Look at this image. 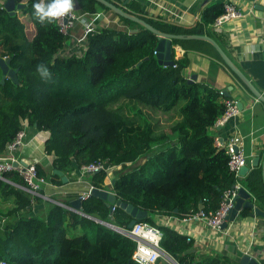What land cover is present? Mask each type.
Returning a JSON list of instances; mask_svg holds the SVG:
<instances>
[{"label":"trees","instance_id":"16d2710c","mask_svg":"<svg viewBox=\"0 0 264 264\" xmlns=\"http://www.w3.org/2000/svg\"><path fill=\"white\" fill-rule=\"evenodd\" d=\"M14 1L23 4L19 12L33 29L27 36L18 13L10 15L0 6V56L10 59L19 82L15 85L6 79L0 84V154L26 122L48 132L44 152L51 157L52 170L66 176L90 163L110 168L142 157L131 169H120L111 187L117 199L147 212L142 221L160 228L161 248L178 264H239L222 253L196 252L186 236L156 222L157 215L181 218L200 210L214 212L223 191L235 182L264 211L261 167L235 178L228 170L224 149L214 145L210 128L225 109L219 91L202 82L188 83L184 75L193 51L222 61L213 45L199 37L219 42L211 26L224 13L223 5L205 7L199 20L187 27L146 16L136 0H105L152 29L175 36L172 45L180 46L184 53L177 59L172 53L174 65L163 66L154 53L158 36L97 0H74L76 13L94 14L98 8L112 22L95 27L85 36L83 47L69 55L60 54L68 37L58 31L56 18L40 22L33 15V0ZM38 63L49 67L51 78L39 76L35 71ZM215 69L211 60L210 73ZM118 99L162 113L177 108L180 119L171 125L170 134H156L150 124H138L118 107H109ZM149 147L153 149L147 153ZM36 169L50 182L61 184L52 171L45 173L37 164ZM86 175L91 186L105 187V169ZM3 176L0 197L12 198L15 206L0 211V261L136 264L131 259L135 243L130 238L63 206L43 202L24 190L25 182L14 171ZM33 202L46 204L44 214H32ZM81 210L86 216L109 220L107 206L96 197L82 200ZM249 213L241 210L243 216ZM130 220L116 207L115 225L126 226Z\"/></svg>","mask_w":264,"mask_h":264},{"label":"crops","instance_id":"0c3cea01","mask_svg":"<svg viewBox=\"0 0 264 264\" xmlns=\"http://www.w3.org/2000/svg\"><path fill=\"white\" fill-rule=\"evenodd\" d=\"M5 1L0 0L1 7ZM136 1L141 4V9L146 16L187 27L194 25L199 20L202 10L207 6L212 4L224 5L229 1L239 6L243 13L242 17L223 23L220 29L211 26L219 40V42H215L222 48L229 62L264 98V0ZM15 13H19V9ZM89 22L97 27L109 24L112 19L108 13L98 8L94 14L79 15V20L76 22L71 36L67 38L65 47L60 51L61 55L77 53L83 47L84 40H81V34ZM172 49L175 59L180 58L184 53L180 46L173 45ZM211 60L216 63V69L213 73L209 71ZM184 75L188 78L195 75L194 81L208 84L211 88L222 91L221 101L227 98L236 101L239 108L238 116L223 125L214 124L210 131H212L214 138L223 142H226L235 133L240 135L246 165L248 166L247 173L253 168L251 163L255 158L258 159L256 166L261 167L264 160V102L255 97L250 88L223 60L220 61L207 54L193 51L190 65L184 69ZM23 128L26 135L30 134L28 140L23 142L24 146H30V151H22L21 155L25 156L18 158L33 162L39 165L45 173H49L52 171L51 157L44 152V140L48 137V132L29 127L26 122H24ZM24 157H28L30 161ZM66 178L67 182H61V184L52 183L47 179L49 184L42 186L38 197L46 203L69 207L71 201L81 197L90 189L91 185L87 175L82 174L81 171L72 172ZM111 179L104 180V189H110L107 181ZM254 204L258 207L255 201ZM45 208L46 204L33 202L32 214H44ZM156 221L157 223H167L178 233L189 236L194 250L198 253L218 252L227 255L238 263L241 256L247 254L254 258L258 264H264L263 217L250 218L248 215L243 216L239 212L235 221L229 222L221 233L211 231L201 221L182 224L174 216L157 215ZM98 222L103 223L100 220Z\"/></svg>","mask_w":264,"mask_h":264},{"label":"built area","instance_id":"2783aa9c","mask_svg":"<svg viewBox=\"0 0 264 264\" xmlns=\"http://www.w3.org/2000/svg\"><path fill=\"white\" fill-rule=\"evenodd\" d=\"M75 5V3H74ZM224 13L219 15L214 23L215 29H220L223 23L230 22L233 19H237L243 16L239 6L232 1H229L223 5ZM74 7L73 9L65 14L64 16L57 17L56 23L58 31L66 37L71 36V32L74 29L76 22L79 20ZM95 25L89 22L85 25L81 34V40L85 39V36L93 32ZM83 35V36H82ZM219 95H222V91H219ZM225 109L224 112L218 117L215 124L223 125L231 119H234L239 114V108L236 101L227 98L223 100ZM24 126V122H23ZM26 137V132L23 129L19 130L13 140L7 145L6 151L0 154V180H5L3 174L7 172H16L25 182L26 187L24 190L33 196H40L42 186L48 185L49 181L38 174L36 164L19 159L15 156L14 150L23 145V140ZM214 145L218 148H223L225 154L228 157L227 166L228 170L234 175L235 178H240L239 169L246 165V157L242 149V139L240 135L236 133L231 135L226 142L218 138H214ZM115 167V166H113ZM104 168L101 163H90L83 165L80 168L82 174L93 173L99 170L105 169L107 172L111 168ZM91 187V186H90ZM241 187L239 182L223 191L219 201L218 208L214 212L205 214L202 210L192 215H185L181 218L177 217V221L180 223H188L191 221L203 222L211 231L221 233V228L229 210L233 206V198L236 196L238 189ZM89 196L87 193L81 196L82 200ZM116 209L115 205H112L107 221H101L102 224L110 230L130 238L135 243V247L131 256V259L136 264H157L162 261L165 264H178L173 256L164 251L160 246L162 239V231L156 225H150L143 221H136L131 228L126 226H117L113 223V212ZM157 222V221H156ZM159 225H167V223H158ZM186 240L190 241V237L186 236ZM5 264L4 261H0Z\"/></svg>","mask_w":264,"mask_h":264},{"label":"water","instance_id":"95a60500","mask_svg":"<svg viewBox=\"0 0 264 264\" xmlns=\"http://www.w3.org/2000/svg\"><path fill=\"white\" fill-rule=\"evenodd\" d=\"M97 1L100 3H103L104 5H106L108 8H110L115 13H117L123 17L129 18L131 20L137 21L138 23H140L144 27L153 31L159 38V42L157 43V45L155 47V51H154L158 64L163 65V66H173L174 65V61L172 59L173 45L171 43L172 39L175 38L174 35L158 32V31L152 29L148 24L144 23L139 18H137L135 16H130V15L124 13L121 9H119L118 7L114 6L113 4H111L105 0H97ZM249 1H253V0H249ZM22 7H23V4H16L14 0H6L3 4L2 8L5 11H7L10 15H13L16 12V10H18ZM74 9H76V5H74ZM193 38H196V37H193ZM199 39H204V40L208 41L209 43H211L213 45V47L216 49V51L218 52V54L220 55V57L222 58V60L225 62V64L250 88V90L253 92L255 97L258 98V100L264 102V98L262 97V95L259 94L258 92H256L253 89L250 82L229 62L224 51L215 41H213L212 39H209L207 37H199ZM263 54H264V50H263ZM9 62H10L9 58H4V57L0 56V84H3L6 79H9L11 82H13L15 85H17V84H19L18 78H17V70L10 68ZM194 80H195V75H192L190 78L187 79V82L191 83ZM257 163H258V159L255 158L252 161L251 166L254 167L257 165ZM261 170H262V180L264 183V160L261 164ZM247 171H248V166L244 165L243 167H241L239 169V176L244 177L246 175ZM52 173L59 176L62 183L67 182V178L62 171L57 170V169H53ZM113 182H114V179H112L110 182V189L97 188V187L91 186L90 189L88 190V194H89V196L101 199L104 202V204L107 206L109 213H110V210L112 208V205L119 207L125 213H127L131 217V220L126 225V228L129 229L132 227V225L136 221H142L143 219H145V217L147 216V212L145 210L134 207L132 204L125 203V202H122L119 199H117L115 193L112 192L111 185L113 184ZM254 201H255V199L251 196V194L249 192H247L241 186L238 189L236 196L233 198V206L229 210L221 228L225 229L229 222H234L238 213L241 212V210H243V209L250 210V213L248 214V217H250V218H254V217H263L264 218V211H262L259 207L255 206ZM81 202H82V198L77 197L76 199L71 201L69 207H66L63 205H61V206L65 207L69 210H72L78 214H81V215H83V216H85L91 220L98 222L97 219L82 214ZM239 263L240 264H258V262L254 258L249 257V255H247V254H244L241 256Z\"/></svg>","mask_w":264,"mask_h":264},{"label":"rangeland","instance_id":"374dc122","mask_svg":"<svg viewBox=\"0 0 264 264\" xmlns=\"http://www.w3.org/2000/svg\"><path fill=\"white\" fill-rule=\"evenodd\" d=\"M18 16L20 18V22L23 24V29H24L26 35L30 36L29 30L33 29V26L28 22L27 18L23 17L24 15H22V13L19 12ZM4 58H6V57H4ZM109 107L110 108L118 107L121 114L126 115L128 118L132 119L134 122H136L138 124H150L152 131L156 134H158V133L170 134L171 125H173L177 120L180 119V115H179L177 108H175L171 112L162 113L160 111L158 112V111H155V110L150 109L148 107H145V106H143L137 102L127 101L125 99H118L116 102L110 104ZM29 137H30V134H27L26 137L24 138L23 142H26ZM152 149H153V147H149L147 153H149ZM22 151L23 152H29L30 146L22 145V146L16 148L14 150L15 156L16 157L25 156V155H21V153H23ZM24 158H26L27 160L30 161V159L28 157H24ZM142 160H143V158L141 157L132 163H126L124 166L117 165V166L111 168L107 172V175H106L104 180H107V178H113L119 172L120 169H121V171L131 169L132 167L141 163ZM111 180L107 181L108 185H110ZM14 206H15V203L12 200V198L4 200V198L0 197V211L2 213L7 212L8 210L12 209ZM160 262L161 263H159V264H165V263H162V261H160Z\"/></svg>","mask_w":264,"mask_h":264},{"label":"clouds","instance_id":"9594fccd","mask_svg":"<svg viewBox=\"0 0 264 264\" xmlns=\"http://www.w3.org/2000/svg\"><path fill=\"white\" fill-rule=\"evenodd\" d=\"M74 7V0H33V15L40 21L51 22L57 17L64 16ZM35 71L42 79H49L52 73L47 65L38 63ZM3 264V262H0Z\"/></svg>","mask_w":264,"mask_h":264}]
</instances>
